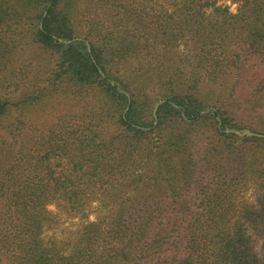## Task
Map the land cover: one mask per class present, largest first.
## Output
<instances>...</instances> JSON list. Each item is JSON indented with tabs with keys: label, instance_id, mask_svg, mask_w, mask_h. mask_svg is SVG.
<instances>
[{
	"label": "trees",
	"instance_id": "trees-1",
	"mask_svg": "<svg viewBox=\"0 0 264 264\" xmlns=\"http://www.w3.org/2000/svg\"><path fill=\"white\" fill-rule=\"evenodd\" d=\"M231 2L0 0V264H264V137L225 131L264 132V0Z\"/></svg>",
	"mask_w": 264,
	"mask_h": 264
},
{
	"label": "rangeland",
	"instance_id": "rangeland-1",
	"mask_svg": "<svg viewBox=\"0 0 264 264\" xmlns=\"http://www.w3.org/2000/svg\"><path fill=\"white\" fill-rule=\"evenodd\" d=\"M156 1V8H165L168 6V1L169 0H155ZM223 4V5H227L229 7V10L231 12H234L236 9V5L237 3L235 2H231V0H217V4ZM169 8V7H168ZM121 92H123L126 96H128V93L124 90H120ZM161 102V100L157 101L156 104L153 107V114L155 115V109L157 104ZM173 104V103H172ZM126 109V107H125ZM211 109L207 108L202 110V113H205L207 111H209ZM248 124H250L251 126H257L256 122V118H252L251 120H247L246 121ZM149 128V127H148ZM227 129H234V128H226L225 131ZM237 130H248L251 132H255L249 129V127H244V128H240ZM226 132H230V131H226ZM256 133H264V132H256ZM237 135V134H236ZM239 137H247V136H251V135H247V134H243V135H238ZM264 190L257 188L254 184H249L246 189L242 192L241 194V199L246 202V203H250L253 204L254 206H258V197L263 195ZM48 209L51 210L53 213H55L58 217V223L52 227H46L42 233L43 236V240L48 244L51 240H64L66 238H68L72 231L76 228L77 223H78V219L74 218V217H67L65 214L63 213H58V211L55 209V207L53 205H49ZM57 211V212H56ZM94 215H90L89 219H93ZM248 232L251 234V237L253 239V249L257 254H261L264 252V248L262 247V238L260 236V234H257L256 232H254L251 229H248Z\"/></svg>",
	"mask_w": 264,
	"mask_h": 264
},
{
	"label": "water",
	"instance_id": "water-1",
	"mask_svg": "<svg viewBox=\"0 0 264 264\" xmlns=\"http://www.w3.org/2000/svg\"><path fill=\"white\" fill-rule=\"evenodd\" d=\"M154 117H155V115H154ZM226 131L233 132V133H235L237 135L247 134V135H255V136H258V137H264V133H256V132H251V131H248V130H244L243 131V130H237V129H227Z\"/></svg>",
	"mask_w": 264,
	"mask_h": 264
}]
</instances>
